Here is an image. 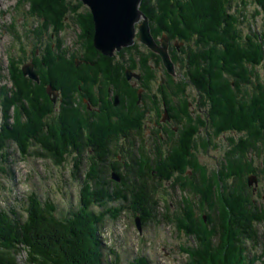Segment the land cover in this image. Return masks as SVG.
Returning <instances> with one entry per match:
<instances>
[{
    "label": "rangeland",
    "instance_id": "1",
    "mask_svg": "<svg viewBox=\"0 0 264 264\" xmlns=\"http://www.w3.org/2000/svg\"><path fill=\"white\" fill-rule=\"evenodd\" d=\"M32 1L35 2L37 0ZM53 1L55 0H42V2H45L51 7L53 6ZM60 1H64L63 7L67 11L63 17L61 29L57 31L53 26H47L46 29L43 30V27H41L43 18H39L37 16L38 14L35 15V13L28 12V10L31 9L28 4L29 0H25L22 5L17 4L18 0H0V128L2 123L5 122L6 129L12 127L13 130L18 132L17 135H19L20 130L21 132L25 130L28 136L32 132L41 130L43 131V135L47 136V139L50 138L51 141L54 142L58 139L60 140L61 123L67 122V117L72 119L75 124H83L82 127L84 128H93L92 131L94 132L100 129L101 126L108 125L105 117H93L88 121L83 116L88 113L84 108L88 103L85 104L80 94L75 91V89L78 88L75 86L76 82L73 83V87L71 86V74L69 75V72H67L69 69L67 64H65L66 66L64 64L59 65L61 73H58L54 66L51 67L53 68L51 71L52 74H54V79H59L61 81L62 78V81L59 83L63 92L61 102L59 98H56L54 102L51 100V96L46 92V88L51 87L49 84L41 86V88L44 89L43 94L45 96L40 92V88L37 86L40 84L37 72L43 70V82H46L47 78L51 76L46 75V68L41 65V57L44 58L45 50L47 46H49L51 56L56 58L55 55L58 51L56 41L61 43L60 47L62 52H64L63 55L65 58L72 59L74 65V60L76 59H79V61L85 60L82 56L85 49L83 43H80L81 40L79 39L81 31L75 26L76 22L78 23V20H74L76 15H83V21H86L85 26L92 31L90 40L91 45L93 44L94 28L89 8L83 5L80 0ZM148 1H152V5L156 4L155 0ZM229 2L231 4V9H229L228 13L234 17L236 16L234 19L237 22L234 24V28L237 35H241V38L248 39H253V35L255 38H260L261 42L258 44L261 45V49L264 51V12L257 6L255 0H234V2L233 0H229ZM141 3L142 2H140V5ZM140 5L139 9L141 10ZM38 8L44 9L42 5ZM88 14L90 16V22L87 21L86 16ZM151 17L156 18L151 22L147 17L150 35L155 43L160 46L159 40H161L165 34L153 33L157 30V23H155V21L159 19V15L154 12V15L152 13ZM137 35L138 32H136V36ZM165 36L167 37V35ZM167 39L169 38L167 37ZM134 40L132 47H134L135 50L129 53L125 50L122 53L120 51V54L114 51L111 57H106L95 49L98 54L95 52L90 58L95 62L94 68H97L95 72H98L99 65L103 66V63L106 65L107 62H103L102 58L110 59L108 61V63L110 62V69H107V71H99L101 74L102 72H106L107 77L100 76V79L102 77V79L105 78V80H110L109 83L103 80L105 91L108 86H113L118 88V92H120L119 95H115L118 96L117 100L119 101V105L108 110L105 116H109L114 128L123 124L124 127L129 126V128H133V134L128 136V138H131L129 142L134 143V147L137 150V160L140 158V151L143 150L150 159L149 163L152 170H154V174L157 171L156 167L160 168L162 174H166L168 169L166 168V164H164V160H166L167 155L169 153H175V155L183 153L177 152V146L179 145L178 143H184V141L181 142V134L183 130L187 128L189 120L194 121L195 118L205 120V114L209 107L208 102H205L204 97H201L199 91L189 84L188 78L186 77L188 63L186 59L184 60V57L188 54H193V52L196 51V47L190 44V42L187 43L183 41V46H181L180 49H177L175 46L168 49L169 42H167V54L173 65V74H169L157 53L150 51L144 44L136 39ZM172 41L177 42V44L180 42L177 39ZM37 47L40 48L41 51L36 55L35 51ZM189 47L191 52L187 50ZM139 58L145 59H142L146 61L145 65H139ZM15 62L20 70L27 63L34 62L36 64V66H34V63H31L33 65V71L38 78L37 81L22 75V77L25 80H29L32 87H34L35 101L30 100L27 94L19 93L14 97L17 101V105H14L12 102L17 89L11 80L10 71L14 72V67L16 66V64H14ZM124 63H128L132 67L131 72L133 74L135 72H140L142 76L147 75L148 78L145 80L147 85L144 84V86H150L151 88V92L147 95V97L151 98L150 100L148 98V102H153L151 97L153 96L156 100L158 109H162L159 112V116L156 115V112L150 111V109L147 115L146 113L144 114V117L140 120V128H142L140 132L138 122L136 121L137 119L131 117V114L133 112L135 113L137 108H139V112H141L139 115L144 113L140 107V103L147 92L145 90L136 92L135 86L133 87L130 84L132 82L130 81L131 79L128 80L124 73L127 69H124L123 72L118 70L120 65ZM133 67H135V70ZM213 68L215 73L213 83H217L222 77L216 76L217 72L215 71L217 69H215V65H213ZM256 71L261 77L260 84L264 86V67L260 64L256 67ZM119 73L122 76H120ZM160 76L170 77L167 78L168 80L166 81L167 84H170V87L177 86L176 83L181 85L180 91L173 88V93L177 91V96H175V93L174 95L171 94V89L167 90L165 88L163 95L159 94L162 85ZM225 81L228 82V79ZM113 82L114 84H112ZM69 94H71V98ZM45 97H47L48 102L45 100ZM162 97L163 99L165 98L166 104L164 103L165 100H162ZM188 103H190V105ZM114 105H117V103H114ZM166 106L168 107V114L171 117L173 116L176 122H182L180 128H177L176 131L173 130L171 135H169L170 137L168 136L172 139L171 143L166 142L164 138L167 137L164 136L165 134L163 131L153 128L154 126L151 121L153 118L151 115H156L157 119L162 118L164 116L163 110H166ZM217 108L218 107H215L216 110ZM67 113H71L72 116H70L71 114L68 116ZM147 116H149L150 119ZM2 117L6 118L3 122ZM74 123H70V125H68L70 129L67 128L66 130H70L73 133L75 129ZM144 125H146V130ZM199 127L196 133V141L200 137L202 144L200 142H195L197 145L199 143L200 146L196 148L197 150H190V152L194 154L192 155V160L189 162L181 161L177 163L181 168V172L179 173L173 172L166 178L162 176V180L157 177L155 178L156 183L160 187L157 189L156 193L158 206L153 210V212H155V223H149L144 226L139 218V214H134L131 210H123L115 221L106 217L99 223V228L101 227L99 237L101 241H103L104 247L114 249L120 264H136L135 261H137L138 258H140V264H192L193 254L199 251L200 247L202 249V245L195 238L196 235L194 236L192 233L195 230L200 233V238H202L206 246L210 242L214 248H217V245L222 241L221 238H223V235H220L221 231L217 226V209L213 207V199L214 196L221 195L220 192H222L223 197L228 201L227 195L232 193L230 190L231 178H227L226 181L223 180L226 173L224 174L220 169L227 166L224 155L232 149L231 145L235 140V142L238 141L241 134L223 132L216 135L210 134V137H207L203 128H201V126ZM149 130H152V134L149 133ZM159 133L163 135V139L160 138ZM84 134L86 135L87 133L85 132ZM9 135H11V137L6 142V144H9L8 147H6V144L0 146V155L3 154V152L9 154L7 162H2L0 159V208L6 210L13 209L17 213H22L24 207L23 199L28 193L33 192L38 195L42 202L46 199H50L53 204L57 206V213H55L57 218L65 216L72 207L78 204L80 199V185L71 177L70 169L72 160L68 158L64 166H57L53 164L50 159L36 158L30 153L29 155L21 154L18 149V143L16 142L17 135ZM52 136L55 138H52ZM19 137L20 135L18 138ZM29 141L33 143L35 140L29 139ZM263 142L264 137L260 141L257 140V142H255L256 151L247 153V157H249L253 166L263 171L262 173H258L259 177L256 174L254 175V173L247 174V178L254 175L257 181L256 184L252 183L251 185L247 182L248 194L251 198L250 206H254L251 213L254 215L264 213V169H262V167L264 168ZM35 149L36 147L31 145L29 147V152H33ZM159 155H161L160 159H163L160 164L158 163L159 160L155 158ZM230 161L232 165L235 163L232 161V158ZM7 170H9L11 176L7 175ZM122 173L124 174L123 178H126L125 175L127 172L123 170ZM113 176L119 178L117 173L112 171L109 176L110 180L118 184L119 179H113ZM225 185L228 186V189H226V186L223 190V186L225 187ZM197 190L203 191L206 194L203 204L201 193L200 191L197 192ZM210 194L211 197L213 196L212 198L209 196ZM198 203L199 205H203L201 211L197 209L199 206H191L193 209L197 210L196 212H191L190 209L187 211L190 205H197ZM114 205L116 210L119 206L118 204ZM221 207L219 205L220 210L224 213V204L221 203ZM136 218H139L140 221V231L137 230L135 224ZM255 224L254 227L258 230L259 234L258 239L255 240L256 242L249 238H243L242 244L240 245L243 248V257L248 255L250 258L247 259L248 263L246 262L245 264H264V256L260 258L261 248L264 244V217L261 216L258 223L255 222ZM203 227H206L207 234L202 232L205 231ZM54 231L53 238L51 232L44 234L40 229L41 233L37 240V244L40 246L47 245V248L56 247L54 246V242L57 243V241L61 244L63 239L61 231ZM51 248V251H56L55 248ZM231 251L233 256L238 258V246L236 247L234 245ZM11 252L12 251H10V253ZM104 252L106 251L104 250ZM107 256H105V258H107ZM240 257L242 259V256ZM27 259L28 252L26 249H21L19 255H16L17 264H28ZM258 259L260 260L258 261Z\"/></svg>",
    "mask_w": 264,
    "mask_h": 264
},
{
    "label": "trees",
    "instance_id": "2",
    "mask_svg": "<svg viewBox=\"0 0 264 264\" xmlns=\"http://www.w3.org/2000/svg\"><path fill=\"white\" fill-rule=\"evenodd\" d=\"M37 1L29 0L28 4L31 9L28 12L38 14L39 18H43L41 25L43 30L47 26H53L57 31L61 29L62 20L67 11L63 7L64 1L55 0L52 7L42 0ZM23 2L25 0H18L17 4L22 5ZM141 2V10L149 18V21L152 22L156 18L151 17L152 13L154 15L155 12L159 15V19L155 21L157 30L153 33L165 34L171 40L190 42L196 47L193 54L184 57L188 63L186 77L189 84L194 86L201 97H204L205 102L209 104L205 120L199 118H195L194 121L189 120L187 128L181 134V142L184 141V143H178L177 146V152L183 153L176 155L173 151L174 154L169 153V155L167 153L164 164H166L168 172L162 174L160 168L156 167L155 175L149 163L150 159L143 150L140 151V158L137 160V150L134 143H130L131 147L129 146L128 154L121 155L126 162L121 164L117 161L119 139L126 135L127 140H129L128 136H131L134 130L129 126L124 127V124L114 128L113 124L108 123L107 126H101L94 132L92 131L93 128H84L82 127L83 124H75L72 119L67 117L68 121L61 123L60 140L56 139L57 141L54 142L50 138L47 139L41 130L30 132L29 136L26 135L25 130L22 132L20 130V137L18 138V132L13 130L11 126V128L6 129L5 122H3L6 118L2 117L0 146L6 144L11 137L9 134H15L21 154L29 155L30 153L36 158H47L57 166H64V163L70 158L72 160L71 177L80 185V199L78 204L72 207L65 216L59 218L55 216L57 206L50 199L42 202L38 195L33 192L28 193L23 199L22 213L24 214L17 213L13 209L0 208V264H17L16 255H19L21 249H26L28 252V264H120L114 249L104 247L103 241L99 237L101 233L99 223L106 217L112 221L117 220L123 210H131L134 214H139L144 226L155 223L153 210L158 206L156 193L157 189L160 188L155 178L162 180L163 177L166 178L173 172L179 173L181 168L177 163L192 160L194 154L190 150L199 148L200 145L199 143L197 145V142L202 144L200 137L196 141L199 126L203 128L207 137H210V134L216 135L223 132L240 133L241 137L238 138L237 142L233 140L232 149L224 155L227 166L220 169L224 174L226 173L223 180L226 181L227 178H231L230 190L232 193L227 195L228 201L223 197L222 192H220L221 195L214 196L213 199V207L217 209V226L220 228V235H223L222 241L217 245V248H214L210 242L206 246L200 238V233L197 230L193 231L192 233L194 236L196 235L195 238L202 245V249L200 247V250L193 254L192 264H245L247 259H250L248 255L243 257V248L240 245L243 238H249L256 242L259 234L254 224L255 222L258 223L261 216L264 217V213H260V215L251 213L254 206H250L251 198L247 189V174L254 173L259 177L258 173L263 172L255 168L247 157L248 152L256 151L255 142L264 137V86L260 84L261 77L256 71V67L260 64L264 67V51L258 44L261 39L255 38L254 35L252 36L254 40L241 38V35H237L234 28V24L237 22L234 19L236 16L228 13L231 9L229 0H155L157 5H152V1L148 0ZM255 3L264 12V0H255ZM41 5L44 9L38 8ZM86 17L87 21L90 22L89 14ZM74 20H78L75 26L81 31L79 39L85 49L83 57L89 62V65L75 66L72 59L65 58L60 47L61 43L56 41L58 50L55 55L56 58L51 56L49 46L45 50L44 58L41 57V65L46 68V75H51L50 78L43 82V70L37 72L40 80V84L37 86L40 88V92L44 93V89L41 88L42 85L49 84L53 89L59 91L61 101L63 92L59 83L62 78L61 81L54 79V74L51 71L53 68L51 67L54 66L57 72L61 73L59 65L67 64L69 67L67 72L69 75L71 74V86L73 87V83L76 82L75 86L79 88V90L78 88L75 89L76 92L85 89L86 77L82 71L95 73V69H97L94 68L95 62L90 58L92 54L97 53L93 44L91 45L92 31L85 26L86 21H83V15H76ZM37 50L38 53L41 51L38 47ZM124 50L129 53L135 48L122 49L121 53ZM187 50L191 52L190 47ZM142 59L140 60H145ZM102 60L107 63L106 65L103 63V66L99 65L98 72L110 69V62L108 63L110 59L102 58ZM14 64H16L15 70L14 72L10 71V77L17 91L12 102L17 105L14 97L19 93L27 94L30 100L35 101L34 87L29 80L22 77L17 63ZM124 64L120 65L118 70L121 72L124 69L132 70L128 63ZM213 65L217 69L215 71L217 72L216 76L222 77L217 83H213L215 76ZM34 66H36L35 63ZM101 76L107 77V73L102 72ZM226 79L228 82L225 81ZM69 97L71 98V94ZM45 100H48L47 97ZM215 107H218L217 110ZM107 112L108 110L102 111L95 117L107 118L109 117L108 115L105 116ZM139 113L141 112L137 108L131 117L137 119L140 132L142 131L140 120L144 117V113L140 115ZM67 114L69 116L71 113ZM75 115L79 116L78 114ZM83 116L87 118L85 114ZM70 123L75 125L73 133L66 130L67 128L70 129L68 127ZM52 138L55 137L52 136ZM29 139L35 141L30 143ZM8 145L6 144V147ZM31 145L36 147L33 152H29ZM8 155L7 152L0 155L2 162L8 161ZM155 158L159 160V164L163 161L160 159L161 155ZM231 158L235 162L233 165L230 161ZM115 164L122 168L125 167L122 171L126 170V178H123L124 174L122 171L119 172ZM262 169L264 168L262 167ZM112 171L117 173L120 178L118 184L110 180L109 176ZM7 175L11 176L9 170H7ZM226 186H223V190ZM200 193L203 204L206 194L203 191ZM209 196L211 197V194ZM221 203L225 206L224 213L219 208ZM114 204L119 206L116 210ZM191 206H199L197 209L201 211L203 205L192 204L187 211L189 209L191 212L197 211ZM187 224L191 225L190 223ZM40 229L44 234L51 232L52 237L55 233L54 230L61 231L63 238L61 244L58 241L57 243L54 242L56 247L53 248L56 251H51V247L47 248V245H42V247L37 244L41 233ZM203 229L205 231H201L207 234L206 227ZM234 245L238 246V258L234 257L231 251ZM10 251L12 252L10 253ZM263 256L264 244L261 248L260 258ZM135 263L140 264V258Z\"/></svg>",
    "mask_w": 264,
    "mask_h": 264
},
{
    "label": "water",
    "instance_id": "3",
    "mask_svg": "<svg viewBox=\"0 0 264 264\" xmlns=\"http://www.w3.org/2000/svg\"><path fill=\"white\" fill-rule=\"evenodd\" d=\"M90 10L93 21V46L103 56L111 57L114 51L133 45L134 39L144 44L150 51L157 53L165 66L167 73L173 74V65L167 54L168 39L163 35L158 46L150 35L148 19L139 9L141 0H80ZM142 20V21H141ZM141 21V22H140ZM137 25V26H136ZM136 32L138 35L136 36ZM24 77L37 81L38 78L33 71L31 63L21 68ZM128 80L138 76L131 70L124 71ZM46 92L54 102L57 98V91L51 87ZM117 103V98H115ZM113 179H118L115 176ZM249 185L256 184L254 175L247 178ZM135 224L140 231V221L136 218Z\"/></svg>",
    "mask_w": 264,
    "mask_h": 264
},
{
    "label": "flooded vegetation",
    "instance_id": "4",
    "mask_svg": "<svg viewBox=\"0 0 264 264\" xmlns=\"http://www.w3.org/2000/svg\"><path fill=\"white\" fill-rule=\"evenodd\" d=\"M170 40L171 39L169 38L168 39V42H169L168 49H170L174 46L177 49H180V47L183 46V41H180L177 44V42L172 41V40H171L172 41L171 42ZM37 54H39L38 51H36V55ZM140 59H142V58H140ZM140 59H139V65L140 64L145 65L146 61H141ZM74 61H75V66H79L81 64H88L89 63L86 60H84V61L81 60L82 61L81 62V61H79V59H76ZM129 70H131V69H129ZM134 70H135V67H134ZM95 73H93L91 71H84V70L82 71V74L85 75V77H86V81H85L86 84H85V89H84L85 91L82 90V91L77 92L78 94H80L82 101L85 104L88 103L84 107L88 112L86 114V116H87L86 119L88 121H90L93 117H95L96 114H100L102 111H105V110H111V109H113L112 107H117L119 105L118 100H117V105H114V103H115L114 98L115 97L118 98V96H115V95H117V94L119 95V93H120V92H118L119 91L118 88L113 87V86H108L106 88V91H105V88L103 90V87H104L103 80H105V78L102 79V77H101V79H100L101 74H99V72H97L96 74ZM135 73L137 74L138 77L137 78L132 77L130 80L132 82L130 84L133 87L135 86L136 92L137 91H143V90H145L147 92L141 100V103H140L141 109L144 111V114L146 113V115L148 112H150L152 110V111L156 112L157 116H159V112L162 109H160V108L158 109L155 98L153 96H151L153 102H148L151 98L147 97V95L151 92V88H150V86H146L147 84L145 83V80L148 78L147 75L142 76L140 72H138V73L135 72ZM160 78H161V84L162 85L160 87L159 94L163 95L164 88H165L167 90L171 89V92H172L171 94L174 95V93H175V96H177L178 95L177 91H175L174 93H173V91H174V89L180 91L181 86L176 83L177 86H173V87L171 86L172 87L171 88L170 84L166 83V81L168 80L167 78H170V77L160 76ZM105 81H108V83L110 82V80H108V79H106ZM144 84H146V85L144 86ZM78 90H79V88H78ZM57 98H59V100L61 101L60 93H59V97H57ZM148 98H149V100H148ZM140 99H141V97H140ZM162 100H165V98L163 99V97H162ZM164 103L166 104V100L164 101ZM188 104L190 105V103H188ZM149 109H150V111H149ZM156 109H158V110H156ZM167 109H168V107L166 108V110H163L164 116L162 118L157 119L156 115L155 116L151 115V117H153L151 121H152V125L154 126L153 128H157V129L163 131L165 134L164 136L167 137V138H164L163 135L161 133H159L160 138L161 139L164 138V139H166V142L171 143L172 139L169 138L170 137L169 135H171L173 130L176 131L177 128L179 129L180 126L182 125L181 124L182 122H176L174 117L173 116L171 117L168 114ZM147 117L149 118V116H147ZM149 119H148V121L150 122ZM106 121H107V123H110V124L112 123L109 117L106 118ZM144 121H146V120H144ZM144 128L146 130V125H144ZM151 132H152V130L151 131L149 130V133H151ZM129 140H127L126 135H124L119 139V142L117 144V146H118V148H117L118 149L117 161L120 162L121 164H124L126 162L125 159H123L121 155L122 154L126 155L129 153V146L131 147ZM116 166H117L119 172H121L122 169H125V167L122 168L118 165H116ZM124 171H126V170H124ZM118 179H119L118 182H120V178H118Z\"/></svg>",
    "mask_w": 264,
    "mask_h": 264
},
{
    "label": "bare ground",
    "instance_id": "5",
    "mask_svg": "<svg viewBox=\"0 0 264 264\" xmlns=\"http://www.w3.org/2000/svg\"><path fill=\"white\" fill-rule=\"evenodd\" d=\"M135 41V40H134ZM133 46V45H132ZM132 46H130V47H132ZM129 47V48H130ZM123 49V48H122ZM38 51V50H37ZM121 51V50H120ZM120 51H118L117 53H119ZM32 63V62H31ZM33 64V63H32ZM53 89V88H52ZM53 90H55V89H53ZM55 91H57V90H55ZM57 95H58V97H59V91H57Z\"/></svg>",
    "mask_w": 264,
    "mask_h": 264
}]
</instances>
